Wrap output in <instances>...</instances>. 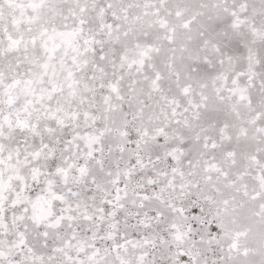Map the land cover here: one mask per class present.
Masks as SVG:
<instances>
[{
  "label": "snow or ice",
  "instance_id": "obj_1",
  "mask_svg": "<svg viewBox=\"0 0 264 264\" xmlns=\"http://www.w3.org/2000/svg\"><path fill=\"white\" fill-rule=\"evenodd\" d=\"M0 264H264V0H0Z\"/></svg>",
  "mask_w": 264,
  "mask_h": 264
}]
</instances>
